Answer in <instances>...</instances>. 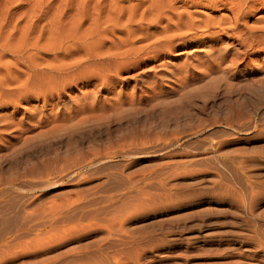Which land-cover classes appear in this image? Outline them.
Returning a JSON list of instances; mask_svg holds the SVG:
<instances>
[{"label": "rangeland", "instance_id": "1", "mask_svg": "<svg viewBox=\"0 0 264 264\" xmlns=\"http://www.w3.org/2000/svg\"><path fill=\"white\" fill-rule=\"evenodd\" d=\"M116 1L0 0V52L57 39L65 56L45 61L84 62L66 88L0 104V264H264V44L243 43L264 39V7L182 0L201 39L118 70L88 56L124 31L86 36ZM162 21L131 23L133 43Z\"/></svg>", "mask_w": 264, "mask_h": 264}, {"label": "bare ground", "instance_id": "2", "mask_svg": "<svg viewBox=\"0 0 264 264\" xmlns=\"http://www.w3.org/2000/svg\"><path fill=\"white\" fill-rule=\"evenodd\" d=\"M119 1H127L129 4L126 6L123 4L124 2L120 4ZM130 1L131 0H117L116 4L114 3L113 5H110L109 10H108V14H109V16H111V18H107V20L105 21V22L111 23L110 27H109V25L106 27H101V23H99L98 21L95 20V22H98V23H94V26L92 28H90L91 29L90 31L87 28V35L86 36L94 38V36L96 35L95 37H97V38H96L95 42L98 43V48L102 46V43L105 40V34L108 32L112 35V34L116 33L115 31H121V32L124 31V34L126 35V37L124 35V38L121 40L115 39L112 43L109 41L110 47L108 50L111 51L112 53H109L107 55H102V52L104 50L99 49L97 52L89 55L88 58L89 57L93 58V59L95 58L96 61L100 60V59L102 60V58H107L111 61L112 67L114 66L115 68L120 70L119 68H121V67L122 68H124V67L129 68L128 66L133 67V66H136L139 64L147 63L148 61L146 58L148 56L156 57L157 53L158 52L160 53L161 51L163 52V50L172 51L177 46L181 45V43H183V44L187 43V39H191L192 37L194 40H200L201 39V37H200L201 34L198 35L199 33L196 34L194 32L193 36H191V37L189 36L190 33H187V32H192L194 29H196L197 23L195 24L193 22H190L189 18H188L189 22L187 21V19H186L187 22H184V21L180 22L179 19L181 20V16H183L182 15L183 13L180 15L175 13V10L177 9L176 3H178L182 0H149L148 5H146L145 7H143L146 3L144 1L133 3V4H131ZM187 1H190V0H187ZM199 1L201 2V0H199ZM219 1L224 2V4H225V2H227L228 0L227 1L226 0H219ZM229 2H230V0L228 1V3ZM249 2H250V0H243V1L233 0V1H231L230 3L232 4L234 14L245 13L246 11H249L251 8H254L256 6V4H259L260 8L264 7V0H255V1L253 0V1H251V3H249ZM192 4H194V2ZM9 8L10 7L8 6L7 10ZM245 8H247V10H245ZM172 15L173 16L175 15L178 18V19L176 18L177 20H176L173 27L170 26V24H169L173 18ZM124 16L126 17L125 20H124ZM137 16H138V19H137ZM164 19L166 21H168L167 27L165 29H163L162 31L160 30L161 31L160 33L156 34L155 33L156 31L154 33H152L151 36H153V38H155L154 36H157L154 41H151V42H149L143 46H136L133 43L134 40L132 41L131 33L133 34V32L134 33L138 32L139 28L136 26L141 25V24L144 25L143 24L144 21H148L153 26V25H156L158 23L160 24L161 23L160 21H162ZM135 20L138 21V23L136 22V26L134 25ZM173 20L175 21V17ZM131 23H133V25H134V26H132L133 28L136 27V29L137 28L138 29L136 32L135 31L131 32L130 36H129V33H128L129 29H127V27L131 26ZM172 23H174V22H172ZM206 23L201 24L200 26L203 27ZM229 23H231V22H229ZM165 24H164V26H166ZM210 24H212V23H210ZM145 26L147 27L146 23H145ZM5 27H8V22L5 21V19H0V32L2 34L4 33L3 28H5ZM11 27L15 30L17 26L11 24ZM144 27H142V28L144 29ZM207 27H204L203 30H206ZM130 29H132V28L130 27ZM136 29H132V30H136ZM139 31H143V30H139ZM143 32H142L143 35L141 34L142 36H144L147 33V32L146 33H143ZM240 32H241V30H240ZM262 32H264V29H262ZM204 33L205 32H203V34ZM208 33H209V30H208ZM247 34L249 35V33H247ZM147 35H149V34H147ZM147 35H145L146 36V37H144L145 39L147 38ZM187 35L190 38H187L188 37ZM248 35H247V37H248ZM201 36H203V35H201ZM258 36H254L253 34H250L248 38H246V39L243 38V43H245L247 45V47H249L250 49H252L255 46H260L261 44H264V39H262V37H260V35H258ZM85 37H83V39H85ZM141 38H143V37H141ZM141 38L139 37V39L142 41L143 39H141ZM241 38H242V36H241ZM202 40H203V38H202ZM58 41H57V39H55L53 42H51L45 46H39L38 41H35L34 43L29 44V45L25 44L23 47H21V45H19L17 47V51H19V52H16V53L0 52V58L5 57V56H3V54L6 55V53L9 54L10 57H12V61H6V62L5 61L2 62V60L0 61V69L5 70V76L0 78V102H1L0 104H3L6 100V98H8V97H11V98L14 97L20 101V99L26 97V95L28 93H30V92L34 93L30 90V88L32 86H36L34 84H35V81H37V80L38 81L43 80V82H45L47 84V87L49 86V88L47 89V92L51 91L52 90L51 88L53 87L52 84L49 85L52 82L50 79L60 80L59 81L60 83L58 81L54 80L55 82H58L59 84H61L58 87L60 90L66 88V86L70 84V81H72L70 79V77L72 78V76L68 75L69 72L71 71L70 73H72V71H75V68H77L78 66L80 67L84 62L76 61L75 63H68V65H67V63L66 64L65 63L64 64L63 63H56L55 59H57V57H59L58 56L59 54L63 53V55L65 56L63 50H61V47L63 46L62 45L63 41H60V40H58ZM190 42L192 43V41H189V43ZM112 48H114L113 51H112ZM155 48H158V49H155ZM27 49L32 50V53H29L26 55ZM149 49H151L153 51H151V50L148 51ZM92 50H94V48ZM101 50H102V52H101ZM46 51H51L55 55V59L53 58L49 62L45 61V59H43V56H45V54H47ZM106 51L107 50H105V52ZM150 52H154V54L148 55V54H151ZM90 58H89V60H90ZM43 60H44V63H43ZM109 60H107V62ZM94 63H97V62H94ZM105 63L103 62V64H105ZM19 66L20 67L23 66L26 69V71L22 72L19 69ZM106 66H108L107 69L109 68L108 70L110 71V68H112V67H109L110 65H107V64H106ZM13 73H16L17 75L13 76L12 75ZM24 75H25V78L22 79V77ZM35 78H36V80H35ZM20 79H21V82H19V87L1 88V86L3 85L4 82L11 85L13 83V81L18 82ZM39 83H41V82H39ZM40 85H42V84H40ZM55 85H58V84L56 83ZM43 86H46V85L43 84ZM54 88H56V87L54 86ZM58 88H56V89H58ZM38 89H39V86H38ZM44 89H46V88H44ZM11 90H15L16 92H11ZM35 91H36V89H35ZM47 92H42L41 96L44 95V97H45L46 94H43V93H47ZM48 94H49V92H48ZM8 99H10V98H8Z\"/></svg>", "mask_w": 264, "mask_h": 264}]
</instances>
